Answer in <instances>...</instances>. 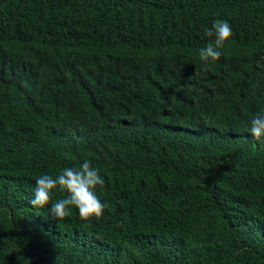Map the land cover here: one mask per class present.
<instances>
[{
    "label": "trees",
    "instance_id": "16d2710c",
    "mask_svg": "<svg viewBox=\"0 0 264 264\" xmlns=\"http://www.w3.org/2000/svg\"><path fill=\"white\" fill-rule=\"evenodd\" d=\"M259 112L264 0H0V264H264ZM85 160L102 216L30 204Z\"/></svg>",
    "mask_w": 264,
    "mask_h": 264
},
{
    "label": "clouds",
    "instance_id": "9594fccd",
    "mask_svg": "<svg viewBox=\"0 0 264 264\" xmlns=\"http://www.w3.org/2000/svg\"><path fill=\"white\" fill-rule=\"evenodd\" d=\"M205 36L210 39L199 49V59L207 64L220 59L225 42L232 36V29L228 21L217 19L213 26L204 30ZM251 135L256 139L264 136V112L255 114L250 120ZM34 198L30 201L33 207L44 208L51 200L54 189L66 193L64 198L51 204L50 215L56 220L67 217L71 207L79 211L84 220L102 216L106 205L101 202L96 194L97 186L104 184L103 178L97 168L92 167L91 161L85 160L76 168H64L57 176L42 175L36 179ZM29 264L28 261H26Z\"/></svg>",
    "mask_w": 264,
    "mask_h": 264
},
{
    "label": "bare ground",
    "instance_id": "6f19581e",
    "mask_svg": "<svg viewBox=\"0 0 264 264\" xmlns=\"http://www.w3.org/2000/svg\"><path fill=\"white\" fill-rule=\"evenodd\" d=\"M210 123V122H209ZM211 125V124H210ZM169 127V126H168ZM146 134V133H145ZM140 135V134H139ZM137 138V137H136ZM203 145H205V144H203ZM251 182V181H250ZM252 182H253V180H252ZM255 182V181H254ZM168 217V216H167ZM168 219V218H167Z\"/></svg>",
    "mask_w": 264,
    "mask_h": 264
}]
</instances>
